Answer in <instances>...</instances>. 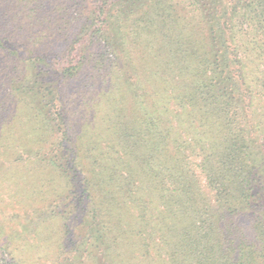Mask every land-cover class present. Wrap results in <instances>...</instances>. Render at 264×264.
Masks as SVG:
<instances>
[{
	"label": "trees",
	"instance_id": "16d2710c",
	"mask_svg": "<svg viewBox=\"0 0 264 264\" xmlns=\"http://www.w3.org/2000/svg\"><path fill=\"white\" fill-rule=\"evenodd\" d=\"M110 1L0 0V264H264V0Z\"/></svg>",
	"mask_w": 264,
	"mask_h": 264
},
{
	"label": "rangeland",
	"instance_id": "374dc122",
	"mask_svg": "<svg viewBox=\"0 0 264 264\" xmlns=\"http://www.w3.org/2000/svg\"><path fill=\"white\" fill-rule=\"evenodd\" d=\"M99 3H104V1L107 0H98ZM110 1V0H109ZM111 2V1H110ZM92 3L89 4V6H91ZM91 9H94V7H91ZM76 51L75 53L73 52V54H69L66 58L62 59V65L58 64L57 62L54 63V69H56L57 71H62L65 67H69V66H73V63H75V59H77L76 56ZM49 78L46 79L44 82L45 84H50L52 85V83H57V81L60 80V78H62L61 74H55V75H50L48 76ZM52 88V87H51ZM1 127H0V131H1ZM42 138V137H41ZM46 139V138H45ZM37 145H34V143L28 144L24 147L23 151H38L42 148H46L43 151V155H46L48 158H50L51 156H53L55 153L54 151L52 152V150L50 149L49 144H50V139L49 140H44V142H42V139H40L39 141L36 140ZM48 147V148H47ZM8 161V160H7ZM2 163V161L0 160V164ZM4 165H7L6 168H11L10 163H6ZM2 165V167L4 166ZM1 167V168H2ZM20 208H18L17 206L14 207V203L10 205L9 203V199L7 196L4 197V201L1 202L0 201V221L2 223V221L4 222V225L6 227V229H8L5 233V240H7V234L8 233H12L14 231V229H17L18 231V218L15 217L16 214H19V217H22L25 215L24 211H20ZM4 215L7 216L9 218L10 221H6L4 219ZM21 215V216H20ZM25 219V218H24ZM11 222V223H9ZM3 224V223H2ZM89 225H84L83 227H81L79 229V231L83 234H85L88 229H89ZM33 255H36L35 253H33ZM45 264H52L51 262H46Z\"/></svg>",
	"mask_w": 264,
	"mask_h": 264
}]
</instances>
